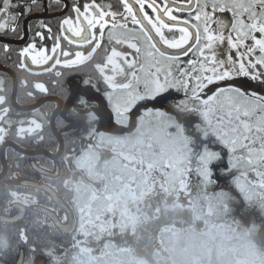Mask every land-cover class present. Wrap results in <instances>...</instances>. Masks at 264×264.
Instances as JSON below:
<instances>
[{"label": "snow or ice", "instance_id": "1", "mask_svg": "<svg viewBox=\"0 0 264 264\" xmlns=\"http://www.w3.org/2000/svg\"><path fill=\"white\" fill-rule=\"evenodd\" d=\"M40 7L41 0H0V50L10 59L14 41L5 38L19 37L18 70L59 83L66 72L90 65L98 83L91 77L81 83L97 92L103 85L108 122L121 128L138 127L145 114L172 117L169 105L193 114L177 120L181 139L170 153L153 152L147 162L125 156L133 171L161 170L181 180L195 173L217 184L231 182L242 193L248 186L264 190V0H55L43 9L60 13L55 33L33 15ZM228 13L230 18L218 15ZM34 89L48 94L43 82ZM76 101L89 121L101 118L89 110L87 92ZM0 106L6 151L12 125L5 120L10 109L4 96ZM42 133L35 118L16 125L18 140L43 142ZM21 242L28 244L26 234ZM17 264H23L22 253Z\"/></svg>", "mask_w": 264, "mask_h": 264}, {"label": "rangeland", "instance_id": "2", "mask_svg": "<svg viewBox=\"0 0 264 264\" xmlns=\"http://www.w3.org/2000/svg\"><path fill=\"white\" fill-rule=\"evenodd\" d=\"M94 103L99 109L92 110L101 117L94 122L100 120L97 125L103 132L99 144L71 155L82 174L70 181L77 195L72 237L78 256L73 264H264V253L260 258L238 232L213 221L207 226L206 215L196 216L189 201L188 174L181 180L178 174L161 170L133 171L135 165L125 160L134 156L147 162L149 154H168L177 147L179 143L174 146L168 140L181 139L169 117L145 114L138 127L131 123L121 128L108 122L104 97L91 98ZM74 125L80 126L79 131L85 127V123ZM57 133L63 138V131ZM85 134L93 135L87 128L83 138ZM260 193L249 192L246 200L264 202V190ZM138 198L142 203L136 206ZM23 202L32 200L28 196ZM246 247L254 256L245 252Z\"/></svg>", "mask_w": 264, "mask_h": 264}, {"label": "trees", "instance_id": "3", "mask_svg": "<svg viewBox=\"0 0 264 264\" xmlns=\"http://www.w3.org/2000/svg\"><path fill=\"white\" fill-rule=\"evenodd\" d=\"M11 49H13V47ZM2 62L3 60L0 59V65ZM86 70L88 71L87 73H89V77L96 75L94 69L90 65L86 67ZM12 71L18 83L21 81L23 82L26 78L28 81L26 85L27 88L34 87L35 81H38L36 77L30 73H25L18 69ZM69 73L73 74L78 79H82L86 76L84 68ZM45 83L51 90L60 88L66 92L70 82L67 79V81L63 83V86L60 84L52 86L48 78L45 80ZM9 92H12L11 84ZM76 102L75 100L73 103V107H75L76 111L73 112L69 109L66 114L68 118L72 119L73 123L67 122L62 116L57 119L56 127L59 131H63L62 136L66 145L65 155H71L73 153L79 154L85 148L84 141L79 134L80 126H77V129L66 130L70 124L74 125L75 123L78 124L81 120H88L87 116L85 117L83 114L85 109ZM51 105L52 104L49 103L45 108L51 107ZM93 106L96 105H90V108L92 109ZM169 109L173 111V116L169 117L168 121H173V127L176 129L177 119L183 122L193 116L192 113L177 112L172 109L171 105H169ZM42 110L45 109L43 108ZM92 111H94V109ZM51 115L52 109L49 108L44 113L47 123L45 122L46 127L43 142H35L33 140L23 141L20 143L23 149L33 152H40L45 149L44 151H49L51 153L58 150L59 143L48 125V120H50ZM61 119L63 123L59 122ZM90 124L91 125H88L89 128L87 129L89 132H92L93 123ZM184 132L186 135L191 136L194 130L185 128ZM175 133L177 134V131ZM86 136H88V134H86ZM95 136V138H97L98 135ZM168 140L175 146L176 143H179L180 138L177 136L175 141H173V138ZM85 143L91 142L86 140ZM6 158L8 170L6 177L0 180V260L5 264H17V259L21 252H23V264H73L78 256V252L75 247L72 246V234H65L58 230L52 218L42 210L48 209L52 211L60 220H66V213L58 209L55 206L52 196L45 189L36 186V184H46L50 186L56 191L60 199L73 207V205H76L75 201L77 195L75 188L70 185V181H76L82 176L78 165H76V167H69L65 162L60 161L59 175L51 178L39 173L33 167V163L35 162L41 168L54 171L56 162L46 155L38 154L29 156L26 154L21 156V153L11 148L7 150ZM1 169L2 163L0 161V170ZM186 179L188 180V188L192 193V201H189L192 202L194 210L197 212L195 213L196 216H200L197 214L206 215L207 226L210 221L220 226L221 224H226L230 231H234L235 233L238 232L243 236L245 238L244 242L250 241L253 250H257L258 255L264 253V202H259L255 199L252 201L246 200V196H248L247 194L249 192L255 195H261L260 192L263 191L262 189L248 186L246 188L247 190L245 189L242 193L231 182L217 184L205 178H198L195 173ZM20 193H26L34 197L32 203L25 206L24 218L19 223H5L2 217L4 218L16 214L17 204L14 203H16L15 199H18L17 196ZM254 233L256 234L254 235ZM22 234H26L27 236V245L21 242ZM33 245L35 246V253L30 251V246ZM245 252L254 256L249 252L248 247L245 248ZM241 254L243 255L244 251ZM260 258L262 257L260 256Z\"/></svg>", "mask_w": 264, "mask_h": 264}, {"label": "flooded vegetation", "instance_id": "4", "mask_svg": "<svg viewBox=\"0 0 264 264\" xmlns=\"http://www.w3.org/2000/svg\"><path fill=\"white\" fill-rule=\"evenodd\" d=\"M54 2H55V0H41L40 9H38L37 11H35L33 13L34 16L41 17L43 22L50 24L52 26L53 33L56 32L57 26L60 23V20L62 19V17H61L59 12H54V11L45 12L43 9L49 3H53L54 4ZM69 2H70V0H69ZM61 7H62V5H61ZM35 23L36 22L34 21L33 24L35 25ZM32 30L35 31L36 28L33 27ZM21 35H22V33H21ZM5 39L14 41V43L11 46V48L13 47V49H11V51H10V59H8V61H6L3 51H0V59L3 60V62H2V64L0 66L4 67V68H6V69H8L10 71V72H8L7 70H0V82H2V83H0V88H2V91H0V96H4L6 98V106L10 109V111L7 114V116L5 117V120H10L11 121V125H12L11 130L7 132L6 138L4 140V145H11L12 146V147L7 148L6 151H5V160H6L7 170H8V163H7V158H6L7 150L11 149V148H14L16 152H19L14 147V144L19 146V147H21L20 146L21 142L26 141V140H28V141L30 140V139H25V140L16 139V125H17V123L19 121H21V120L27 121V120H29L31 118H35L37 121H39V122H41L43 124V133H42V135L44 137V135H45V127H46L45 126L46 125L45 122L47 123L46 116H44V113L49 108L52 109V115L50 117V120H48V125L50 126L51 131L53 132L54 136L56 137V140L59 143L58 151L55 152V154H57L60 151V141H59V139H58L53 127H52V123H51V120H52L53 116L56 114V111L59 109V107L61 105L62 108L59 111L57 117L55 118V124L56 125H57V121H58L57 119L60 118L61 116L63 118H65L67 120V122H69V123L72 122L73 123L72 119L68 118L67 117L68 115H66V114H67V110L70 109V105L73 106V103L76 100V95L78 93L87 92V97L89 98L90 105H91V98H94V97H96L97 99L98 98L99 99L103 98V85L102 84L100 85V89H101L100 92H97L95 89H90V90L86 89L85 88L86 86L84 84H81V79H78L73 74H71L69 72H66L64 74V76L61 77V80H60L59 83H57L53 77H51V76H49L47 74H41V75L32 74V75H34L36 77V80H38V81H35V83L36 82L45 83V80L49 78V81L52 83L51 84L52 86H57L58 84L63 86V83L66 82L67 79H68V81L70 83H69V87L66 86L67 87L66 92H64L60 88H56V89L51 90L49 88V86H47L46 83H45V85L48 88V94L47 95L40 94L39 92L35 91L34 87L27 88L26 85L28 84V81L26 80V78L23 80V82L21 81L20 83H18V80L15 77V74L12 76V72H13L12 70L15 71V69H17V67H16V65L18 64L17 53L19 51V46H21L23 44V42L17 36H11L10 35L9 37H6ZM29 39H31V33L29 34ZM46 43L49 46H51L52 41L48 40ZM14 45H15V47H14ZM33 67H35V66H33ZM86 67H88V66H86ZM86 67L84 68V73H86V76L84 78H89V73H87L88 71L86 70ZM19 71H21V70H19ZM24 72L25 73H30L29 71H24ZM91 78H92L94 83H98V77L96 75H92ZM74 80H75L76 84H73ZM79 81H80V83H78ZM25 82H26V84H25ZM10 84H11V90H12L11 93L9 92L10 91ZM75 87H76V90H75ZM29 92H33L34 96L30 97L28 95ZM49 103L52 104L51 107L45 108V106L47 104H49ZM94 104H96V103H94ZM0 107H3V106H0ZM95 107H96V110L99 109L97 104H96ZM43 108L45 110H42ZM33 109H36L37 111L34 113ZM89 110L92 111L91 108H89ZM38 111H40V112H38ZM94 111H95V109H94ZM83 114L85 115V111L83 112ZM85 117H86V115H85ZM99 122H100V120H98L97 123L94 122V121H89V120H87V121L86 120L79 121V124L85 123V127H83V129L81 131H79V134L81 135V137H82V139L84 141V145H85V148L82 151L88 150V149H92V147L95 148L99 144L98 141H99V139L101 137L100 135H98L97 138H95L96 137L95 134L90 136V138L88 136H85L83 138L84 135H82V133L85 132V129L88 128L89 123H93L92 130H97L98 132L103 134L101 128L97 125ZM75 126L76 125H71L70 124L67 130H69V129H77V128H75ZM7 127H8V125L5 124V128H7ZM56 131L58 132L57 127H56ZM86 140L90 141L91 143H87L86 144L85 143ZM62 141H63V144H64L63 152L57 159L53 160L54 162H56L55 166H60L59 162L63 161L69 167H73V166H75V163H73V158L71 157V155L76 157L78 154L77 153H73L71 155L70 154L65 155L66 145L64 143V139H62ZM3 147H4L3 145H0V156H1V152H2ZM44 150H42V151H44ZM19 153H21V152H19ZM0 161L2 163V169L0 170V175H1L3 170H4V165H3L2 158H0ZM7 170H6V173H7ZM49 172H55V170L54 171H49ZM6 173L4 174V176L1 179L6 177ZM58 175L59 174H56L53 177L52 176H49V177L54 178V177H57ZM46 176L48 177V175H46ZM28 196H30V195H28L26 193L18 194V196H17L18 199H15L16 203H14V204H17V212H16V214H14L12 216H8V217H13V216L17 215L19 210L23 207L22 204L28 206V204H25L23 202L25 197H28ZM33 198L34 197L30 196L31 200H33ZM141 201H142V199L138 198L136 200V206H139L142 203ZM20 203H22V204H20ZM132 214H133V212H132ZM226 214H228V213H226ZM109 220L110 219L108 218L106 220V222H108ZM5 223L15 224V223H11V222H5ZM16 223H19V222H16ZM75 225H74V227L72 228V230L70 232L72 235H73V233L76 230ZM110 225L111 224H108L107 227L109 228ZM135 225H137V223H135ZM134 228H136V226ZM90 230H91V228H90ZM249 236H250V234H249ZM72 245H73V242H72Z\"/></svg>", "mask_w": 264, "mask_h": 264}, {"label": "water", "instance_id": "5", "mask_svg": "<svg viewBox=\"0 0 264 264\" xmlns=\"http://www.w3.org/2000/svg\"><path fill=\"white\" fill-rule=\"evenodd\" d=\"M0 70H7L8 72H10L8 69H6L4 67H0ZM61 108L62 107L60 105L59 109L56 111V114L53 116L52 121H51L52 127H53V129H54L59 141H60V151H59V153H57L56 155H52L49 152H44V151L43 152H39V153H35V152L24 150V149L18 147L17 145H15V144H14V147L19 152L25 153L27 155L45 154V155L49 156L52 159H57L62 154L63 148H64V144H63L62 138H61L60 134L57 133L56 127H55V123H54L55 122V118L57 117V115H58L59 111L61 110ZM1 158H2V161H3V165H4V170H3L2 174L0 175V179L4 176V174L6 173V170H7L4 147H3L2 152H1ZM33 166L35 168H37L40 173L48 175V176H52V177L55 176L56 174H58V171H59V166H57V169H56L55 173H49V172H47L45 170H42L35 164H33ZM36 186L45 189L52 196V198L54 199L56 205H58L60 208H62L63 210H65L67 212L68 221H67V223H62L58 219V217L53 214L52 211H50L48 209H43L42 210L45 214H47L48 216H50L53 219V221H54V223H55L57 228H59L61 231L65 232V233H69L70 230L73 227V224H74V216H73L70 208L67 206V204L64 201H62L60 199V197L58 196L56 191L53 190L52 188H50V187H48L46 185H43V184H41V185L36 184ZM24 214H25V207H22L20 209L19 213L15 217H13V218H5L4 217V218H2V220L5 221V222L16 223V222H19V221L22 220V218L24 217ZM22 255H23V259H24V253L23 252H22ZM0 264H4V263L0 261Z\"/></svg>", "mask_w": 264, "mask_h": 264}]
</instances>
